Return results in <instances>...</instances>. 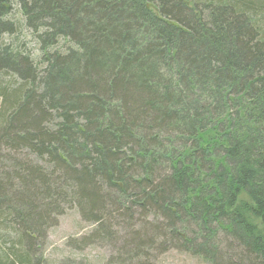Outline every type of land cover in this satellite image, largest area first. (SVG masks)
Returning a JSON list of instances; mask_svg holds the SVG:
<instances>
[{
	"label": "trees",
	"instance_id": "16d2710c",
	"mask_svg": "<svg viewBox=\"0 0 264 264\" xmlns=\"http://www.w3.org/2000/svg\"><path fill=\"white\" fill-rule=\"evenodd\" d=\"M13 5L0 0V264H43L69 209L106 264H264V0ZM23 27L39 49L3 38Z\"/></svg>",
	"mask_w": 264,
	"mask_h": 264
},
{
	"label": "rangeland",
	"instance_id": "374dc122",
	"mask_svg": "<svg viewBox=\"0 0 264 264\" xmlns=\"http://www.w3.org/2000/svg\"><path fill=\"white\" fill-rule=\"evenodd\" d=\"M13 1V9H15L16 3L20 0ZM20 18L21 15L18 14L16 19ZM23 19L20 20L23 21ZM3 38L10 45H12L13 41L19 48L26 46L31 51L39 49L34 34L27 27H23L21 32L14 34L13 37L11 34V36H4ZM11 80L12 78L6 75L2 82L8 83ZM91 227L90 223L82 219L77 210H67L59 218L58 224L49 230L45 244L40 247L43 264H106L110 255L114 254L110 246H83L78 239L80 238L79 236L88 232ZM72 238L75 240H72ZM159 261L161 262L160 264H202L177 251H171L159 256Z\"/></svg>",
	"mask_w": 264,
	"mask_h": 264
}]
</instances>
